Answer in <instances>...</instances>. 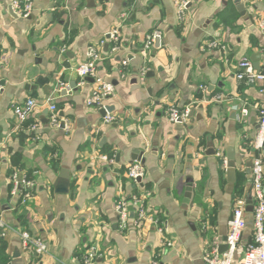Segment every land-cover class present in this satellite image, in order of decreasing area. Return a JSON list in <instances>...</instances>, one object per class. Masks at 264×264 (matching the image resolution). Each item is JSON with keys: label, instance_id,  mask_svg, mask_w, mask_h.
I'll list each match as a JSON object with an SVG mask.
<instances>
[{"label": "crops", "instance_id": "0c3cea01", "mask_svg": "<svg viewBox=\"0 0 264 264\" xmlns=\"http://www.w3.org/2000/svg\"><path fill=\"white\" fill-rule=\"evenodd\" d=\"M12 1L0 0V216L8 226L1 237L7 264H82L92 247L91 264H206L205 253L225 245L234 201L250 190L244 162L259 155L264 166L262 150L254 147L264 82L236 77L241 59L264 50L258 24L264 0H189L182 14L177 0H32L26 17L14 12ZM239 3L252 22L240 15ZM112 28L119 47L109 55ZM154 31L160 46L145 48ZM94 46L102 56L99 73L113 85L104 104L113 108L110 123L102 108L86 104L94 80L75 72ZM41 71L47 81L38 84ZM26 98L37 105L21 121L13 107ZM50 104L57 124L41 120L49 118L43 113ZM170 106L194 112L179 124L169 120ZM207 138L214 155L205 154ZM228 148L233 182L226 174ZM134 153L143 158L139 184L126 174ZM12 157L22 166L11 174ZM61 168L70 171L66 194L52 185ZM15 172L32 183L28 198L23 186L12 194ZM142 192L153 221L137 224L130 213L120 230L117 202ZM245 222L240 250L252 240L250 213ZM22 229L42 240L47 253L24 249Z\"/></svg>", "mask_w": 264, "mask_h": 264}, {"label": "built area", "instance_id": "2783aa9c", "mask_svg": "<svg viewBox=\"0 0 264 264\" xmlns=\"http://www.w3.org/2000/svg\"><path fill=\"white\" fill-rule=\"evenodd\" d=\"M189 0H177L176 8L179 14L184 12L186 4ZM11 7L14 12L20 17L29 15L32 9V0H13ZM259 27L264 30V19L259 21ZM106 41L110 44L109 55H113L119 47V31L117 28H112L108 32ZM160 37L158 31H154L146 36L145 48L153 45L155 38ZM101 52L98 48L91 47L88 52V60L79 64L75 68L77 76L82 80L84 77H91L94 80V88L86 99L88 106L104 108L105 102L113 92V85L105 81L100 75L98 70L99 62L101 61ZM126 64V61H123ZM238 72L236 77L239 80H244L249 84L256 82H264V73L258 72L253 68L251 61L248 58H243L238 62ZM2 85L0 84V91ZM36 100L33 98H26L21 104H16L13 107V113L16 118L21 121L26 120L33 113ZM50 112L49 119L51 123L57 124L58 117L56 114V107L50 104L48 107ZM247 110L244 108L242 114L245 115ZM259 129L256 135L254 147L257 151L262 150L264 145V106L257 108ZM167 116L171 122H176L181 119L182 122L188 118V109H178L174 106L167 108ZM114 120L111 113H106L103 118L105 123H110ZM103 159L106 156H102ZM127 177L134 181L136 184L137 178L141 181L144 177V168L139 162H133L127 167ZM140 181V182H141ZM250 190L246 196L237 198L233 203L231 218L229 220V227L225 236L224 243L227 246L226 250L219 252L217 244L211 250L205 253L204 260L206 264H264V166L263 161L259 155L252 158V164L249 173ZM32 183L25 178H19L15 172L13 175V189L12 194H18V188L23 186L24 198H28L30 193L27 190L31 187ZM147 192L141 194H133L129 198H122L116 204V211L118 214V227L120 230H125L127 221L130 216L131 210L136 215L135 222L138 224L144 220L153 221V218L145 213L143 208V198ZM250 196L252 200V211L247 212V199ZM250 213L252 216V240L240 250V239L242 232L245 228V216ZM8 226L0 216V237L5 236V231ZM19 237L21 245L24 249H30L37 255L46 254L48 251L47 245L40 239L31 235L28 231L20 230ZM169 244V243H168ZM240 252V253H239ZM96 257V250L94 247L84 255L82 264H91ZM153 264H157L154 262Z\"/></svg>", "mask_w": 264, "mask_h": 264}, {"label": "water", "instance_id": "95a60500", "mask_svg": "<svg viewBox=\"0 0 264 264\" xmlns=\"http://www.w3.org/2000/svg\"><path fill=\"white\" fill-rule=\"evenodd\" d=\"M236 8L239 11L241 16H245V17L249 18L251 20V22L253 21V17L254 16L251 15V14H246V11L244 10V6L241 3L237 4ZM11 13H12V15L14 17H16V14H14L12 11H11ZM106 38H108V35L106 36ZM154 42H155V46L159 47L160 46V37L155 38ZM106 48H107V44L105 45V49ZM249 60L251 61L252 65H253V68L256 71L264 73V65L260 64V60H264V50L262 52L253 53L250 56ZM84 79L85 80H89V81L93 80L90 77H84ZM45 81H47V79L44 78V72L41 71L40 72V76L37 79V83L41 84L42 82H45ZM74 85H75V82L74 83L71 82L70 86L74 87ZM32 87L34 88L36 86L32 85ZM112 109H113L112 106H105L104 108H102L101 114L103 116H105L106 113H110L112 111ZM48 111L49 110L46 109L43 114L46 115L48 113ZM193 112H194L193 108H190V110L188 111V117H191L193 115ZM41 120L45 124L50 122V119L47 118L46 116H43V118ZM181 122H182L181 119H179L177 121V123H179V124ZM204 151H205V154H207V155H214L216 153V151L214 149V144H213V141H212L211 138H207ZM262 152L264 154V145H263V148H262ZM135 153L131 155V160H135V161H138L141 164H143V158H142V156H139L140 152L137 155ZM226 153H227V155H226V174H227V179H228V181L233 182L235 180V173H236V164H235V158H234V151H233L232 148H228ZM117 161H118V156H116V162ZM244 164H245V167H246L245 171H246L247 174H249L250 173V167H251V164H252V158H248L244 162ZM136 181L140 183L141 179L137 178ZM52 185H53L54 191L56 193L66 194L69 191V187H70V171L67 168H61L59 173H58V176L56 177V179L54 180ZM190 195H191V190H190V186H188L187 191L184 194V197H185L184 202L185 203H188V199H189ZM252 207H253L252 200H251V198L249 196L248 199H247V206H246L247 212H251L252 211ZM226 248H227L226 245L220 247V252H223L224 250H226Z\"/></svg>", "mask_w": 264, "mask_h": 264}, {"label": "trees", "instance_id": "16d2710c", "mask_svg": "<svg viewBox=\"0 0 264 264\" xmlns=\"http://www.w3.org/2000/svg\"><path fill=\"white\" fill-rule=\"evenodd\" d=\"M106 153L108 154L109 157L113 156L112 152H106ZM11 162H12V167H13V170L11 172L12 174L15 170L14 168H20L22 164L19 158L17 157H12ZM131 214H133L134 216L133 210H131ZM7 261H8V255L6 254V242L4 241L3 238L0 237V264H7Z\"/></svg>", "mask_w": 264, "mask_h": 264}]
</instances>
